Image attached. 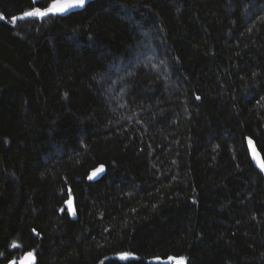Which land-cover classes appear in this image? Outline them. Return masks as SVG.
Here are the masks:
<instances>
[{
  "label": "trees",
  "instance_id": "1",
  "mask_svg": "<svg viewBox=\"0 0 264 264\" xmlns=\"http://www.w3.org/2000/svg\"><path fill=\"white\" fill-rule=\"evenodd\" d=\"M47 2L0 0V264H264V0Z\"/></svg>",
  "mask_w": 264,
  "mask_h": 264
},
{
  "label": "snow or ice",
  "instance_id": "2",
  "mask_svg": "<svg viewBox=\"0 0 264 264\" xmlns=\"http://www.w3.org/2000/svg\"><path fill=\"white\" fill-rule=\"evenodd\" d=\"M41 0H33L34 5L39 4ZM86 4V0H48V2L45 4V6H33L30 10H26L22 13L21 16H12L11 22L15 24L17 20L25 19V18H38V19H45L50 18L52 16H63L65 14H70L74 12L76 9H82L84 8ZM5 19V16L0 13V20ZM199 99V97H197ZM253 144V141L249 139V145L251 146ZM253 151V159L257 162L259 167L262 171H264V160H262L259 156V153H257L255 147L252 149ZM103 167L95 169V171L92 173V176H95L97 173L102 172ZM92 176L89 177V179L92 178ZM68 207L72 208V202L68 201ZM63 211V209H61ZM73 215H75V211L73 210ZM35 231V229H33ZM13 247H16L15 244H13ZM130 253L128 252H122L119 254V258L121 260H128L130 258ZM156 259H159L158 257ZM168 260L174 261L175 264H186V259L184 257H168ZM35 262V256L33 252H27L24 262L22 264H34ZM11 264H16V261H12Z\"/></svg>",
  "mask_w": 264,
  "mask_h": 264
},
{
  "label": "water",
  "instance_id": "3",
  "mask_svg": "<svg viewBox=\"0 0 264 264\" xmlns=\"http://www.w3.org/2000/svg\"><path fill=\"white\" fill-rule=\"evenodd\" d=\"M33 1V0H32ZM42 1H47V0H41V2ZM94 1H96V0H86V4H85V6H84V8H82V9H76L74 12H72V13H70V14H65V15H63V16H59V17H67V16H69V15H71V14H73V13H77V12H80V11H83L85 8H86V6L88 5V4H90V3H92V2H94ZM253 147H255V149H256V151H257V153H259V156H260V158L263 160V157H262V155H261V153L259 152V150H258V148H257V146H256V144H255V142L253 141V144L250 146L249 145V142H248V149H249V155H250V158H251V161H252V163H253V165H254V167L261 173V174H263L264 175V171H262L261 170V168L259 167V165L257 164V162L253 159V151H252V149H253ZM95 171V170H94ZM94 171H92L91 172V174H90V176H92V173L94 172ZM101 173L102 172H99V173H97L95 176H92V178L91 179H89V177L87 178V180L88 181H91V180H97L98 178H100V176H101ZM67 207H68V203H67ZM69 208V207H68ZM69 210H70V212H71V214L73 215V208H69ZM30 252V251H29ZM26 254H27V252L21 257V258H19V259H17V260H13V261H16V264H22V262H24V258H25V256H26ZM34 256H35V254H34ZM117 258H119V256H117ZM120 259V258H119ZM129 259H138L136 256H134V255H130V258ZM11 262L12 261H10V262H8V263H6V264H11ZM37 263V258H36V256H35V262H34V264H36ZM169 263H171V264H175V262L174 261H169Z\"/></svg>",
  "mask_w": 264,
  "mask_h": 264
}]
</instances>
